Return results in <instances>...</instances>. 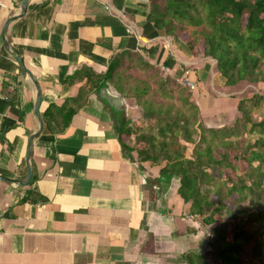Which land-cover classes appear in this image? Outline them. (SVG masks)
I'll list each match as a JSON object with an SVG mask.
<instances>
[{"label": "crops", "instance_id": "obj_1", "mask_svg": "<svg viewBox=\"0 0 264 264\" xmlns=\"http://www.w3.org/2000/svg\"><path fill=\"white\" fill-rule=\"evenodd\" d=\"M22 1L0 0V176L14 179L26 175L28 139L37 128L35 89L1 40ZM149 9V0H29L25 15L8 26L10 49L42 89L44 129L33 146L30 184L0 182V264H187L185 254L205 252L209 226L190 214L178 179L124 149L100 91L80 97L86 79L70 82L84 70L104 74L119 53H138L162 77L193 83L204 122L229 123L237 97L199 53L155 29ZM121 99L124 118L137 121L134 100ZM69 110L75 112L63 128L59 112Z\"/></svg>", "mask_w": 264, "mask_h": 264}, {"label": "trees", "instance_id": "obj_2", "mask_svg": "<svg viewBox=\"0 0 264 264\" xmlns=\"http://www.w3.org/2000/svg\"><path fill=\"white\" fill-rule=\"evenodd\" d=\"M149 1L148 22L183 41L192 55L200 51L215 60L226 89L264 84V0ZM159 71L138 53L122 52L104 74L84 70L70 82L86 79L80 97L111 86L134 100L142 119L132 123L115 112L122 147L160 167V176L177 178V194L190 204V214L205 226L216 224L210 249L185 254L187 264H264V97L237 98L241 118L207 127L192 90ZM54 110L49 106L45 114L52 118ZM74 112H59L63 128Z\"/></svg>", "mask_w": 264, "mask_h": 264}, {"label": "water", "instance_id": "obj_3", "mask_svg": "<svg viewBox=\"0 0 264 264\" xmlns=\"http://www.w3.org/2000/svg\"><path fill=\"white\" fill-rule=\"evenodd\" d=\"M28 2L29 0H23L21 2L18 12L7 20L3 28L2 34H1L2 46H3L4 52L9 58H11L14 61L21 76L25 79H28L32 83L35 89V93H36V99H35V105H34V117L36 118V121H37V128H36V131L28 139L26 155H25L26 175L23 179H14V178H9L5 176H0L1 183L7 186H10V187H14V188H23L30 184L32 180V176H33V171H32V166H31V154H32L33 146H34V143L41 136L43 129H44V122L39 112L41 100H42V89L40 87V84L35 79L31 71H29L25 67L20 56H18L16 53H14L10 49L8 42L6 41V34H7L8 26L12 22L21 19L25 15ZM100 97L104 101H106L113 108L115 112L122 111L123 100L118 95L112 93L108 89V87H103L100 90Z\"/></svg>", "mask_w": 264, "mask_h": 264}, {"label": "rangeland", "instance_id": "obj_4", "mask_svg": "<svg viewBox=\"0 0 264 264\" xmlns=\"http://www.w3.org/2000/svg\"><path fill=\"white\" fill-rule=\"evenodd\" d=\"M198 53H199V56L201 58L203 57V58H205L207 60V65H208L209 69H210V67L211 68H215V60H213L211 58H208V57H204L200 51H198L197 54ZM132 73L134 74V72H132ZM207 92L209 94H211V95L214 94V96H217L215 94V92L212 91V90L207 89ZM229 92L232 93V94L226 93V92L225 93L223 92V93L225 94V96H228L230 94L229 96H236L238 99H247V98H250V97H252V94H254V93L258 94L259 96H263L264 97V84H257V85L256 84H252V85L251 84H241L237 88H235V90H229ZM223 93H221V95H220L221 97L224 96ZM261 107H262L261 109L264 110V101L261 103ZM141 117H142V115L140 113V117L139 118H141ZM236 117H240L241 118L242 115L240 113H237V116ZM200 118H201L202 123L205 126L215 128L213 124H211L209 122H204L203 118L201 117V112H200ZM259 118H260L259 115L258 114H255L253 119L254 120H259ZM225 120L226 119L224 118V121ZM132 123H134V122H132ZM143 123H145V121ZM224 124H226V123L224 122ZM215 225L209 226L210 232H212L213 227Z\"/></svg>", "mask_w": 264, "mask_h": 264}, {"label": "built area", "instance_id": "obj_5", "mask_svg": "<svg viewBox=\"0 0 264 264\" xmlns=\"http://www.w3.org/2000/svg\"><path fill=\"white\" fill-rule=\"evenodd\" d=\"M183 85L186 86V87H188L190 90H193L194 89L193 83H191L189 81H184V84ZM211 237H212V233H210L208 235V237H207L205 251H208L210 249L209 246H208V241L211 239Z\"/></svg>", "mask_w": 264, "mask_h": 264}]
</instances>
